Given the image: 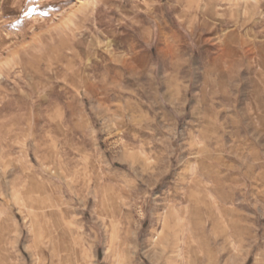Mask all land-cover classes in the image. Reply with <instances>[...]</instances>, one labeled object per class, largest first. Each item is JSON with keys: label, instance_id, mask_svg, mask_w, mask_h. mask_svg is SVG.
Here are the masks:
<instances>
[{"label": "clouds", "instance_id": "clouds-1", "mask_svg": "<svg viewBox=\"0 0 264 264\" xmlns=\"http://www.w3.org/2000/svg\"><path fill=\"white\" fill-rule=\"evenodd\" d=\"M0 264H264V0H0Z\"/></svg>", "mask_w": 264, "mask_h": 264}, {"label": "rangeland", "instance_id": "rangeland-1", "mask_svg": "<svg viewBox=\"0 0 264 264\" xmlns=\"http://www.w3.org/2000/svg\"><path fill=\"white\" fill-rule=\"evenodd\" d=\"M55 10L53 7H48V6H44L41 11H44V12H51ZM35 14H39V12L35 13Z\"/></svg>", "mask_w": 264, "mask_h": 264}]
</instances>
